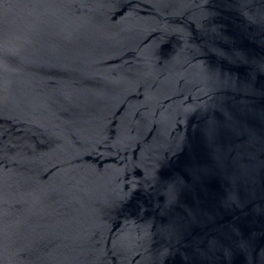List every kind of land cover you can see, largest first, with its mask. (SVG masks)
I'll return each mask as SVG.
<instances>
[{"label": "water", "instance_id": "obj_1", "mask_svg": "<svg viewBox=\"0 0 264 264\" xmlns=\"http://www.w3.org/2000/svg\"><path fill=\"white\" fill-rule=\"evenodd\" d=\"M0 264H264V0H0Z\"/></svg>", "mask_w": 264, "mask_h": 264}]
</instances>
